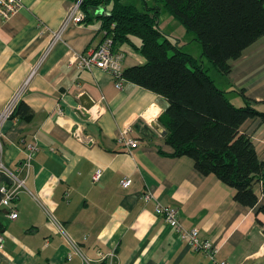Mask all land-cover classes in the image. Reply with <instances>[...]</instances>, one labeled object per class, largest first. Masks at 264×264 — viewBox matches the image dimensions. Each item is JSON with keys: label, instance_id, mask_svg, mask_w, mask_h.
<instances>
[{"label": "crops", "instance_id": "0c3cea01", "mask_svg": "<svg viewBox=\"0 0 264 264\" xmlns=\"http://www.w3.org/2000/svg\"><path fill=\"white\" fill-rule=\"evenodd\" d=\"M73 4L24 0L14 16L0 19V112L28 79L20 102L33 111L30 119L14 116L2 128L0 162L25 180V188L11 207L1 205L0 191V264H214L155 214V201L177 207L186 228H198L202 238L213 241L219 248L216 261L264 264V215L259 223L256 209L235 202V190L200 174L192 159L169 156L166 130L158 122L168 107L165 98L127 80L118 89L111 73L70 64L74 53L104 40L100 20L70 23L45 55ZM170 39L184 51L195 41ZM120 51L122 70L146 63L130 46ZM220 84L234 105L243 106L238 91L244 90L264 112V36L231 63ZM84 95L94 104L93 118L80 113ZM126 129L139 142L132 155L118 141ZM242 131L264 162L261 119L247 121ZM28 143L38 144L30 168L24 165ZM97 170L102 177L94 183ZM126 176L132 185L124 189L120 180ZM12 183L0 170V188ZM255 192L258 206L264 205L260 185ZM147 193L153 201L144 200ZM12 212L17 218L10 217Z\"/></svg>", "mask_w": 264, "mask_h": 264}, {"label": "trees", "instance_id": "16d2710c", "mask_svg": "<svg viewBox=\"0 0 264 264\" xmlns=\"http://www.w3.org/2000/svg\"><path fill=\"white\" fill-rule=\"evenodd\" d=\"M80 9L83 24L101 21L115 52L130 46L146 59L122 75L167 101L158 122L166 130L169 156L188 157L200 174L215 176L233 188L235 202L256 209L257 220L263 223L264 205L258 206L255 190L260 185L264 196V162L242 127L256 118L264 124V112L244 90L238 91L243 106L234 105L208 74L202 58L228 76L231 63L264 36V0H141L140 6L123 0H82ZM163 12L195 35L201 60L162 33ZM14 116L30 119L33 111L20 102Z\"/></svg>", "mask_w": 264, "mask_h": 264}, {"label": "built area", "instance_id": "2783aa9c", "mask_svg": "<svg viewBox=\"0 0 264 264\" xmlns=\"http://www.w3.org/2000/svg\"><path fill=\"white\" fill-rule=\"evenodd\" d=\"M82 0H77L69 9L67 16L59 30L52 33L51 42L45 52V55L54 47V45L62 40V33L64 29L70 24H83L85 20V14L81 11L80 5ZM24 4V0H0V19L8 20L14 16ZM124 52L119 51L115 52L113 50V40L106 36L104 40L95 48H91L85 52L74 53L70 64L75 65L81 70H92L95 68L101 69L103 71L111 73L116 81V87L118 89L122 88L123 82L126 80L122 75V63L124 60ZM36 70L31 72L30 78L35 74ZM29 83V79L15 92V94L8 100L5 104L3 110L0 112V144L2 136V128L8 120L12 119L17 107L21 101L23 93L26 90V87ZM91 118L94 117L96 111L87 110L86 111ZM98 112V111H97ZM76 136L83 140L82 137L76 132ZM88 141H92L91 139ZM87 141V142H88ZM118 141L124 144L128 149L129 154H133L134 149L139 145V142L130 136V129L123 130L119 137ZM38 151V144L28 143L26 145V158L24 165L27 168H30L31 161ZM0 170L6 172L12 180V185L7 187L2 185L0 188L1 193L4 195L3 200L1 201L2 206L11 207L12 202L17 198V195L20 189L25 188V180L20 179L16 174L10 172L5 166L0 162ZM102 177V171L97 170L93 176L92 180L94 183L98 182ZM132 185V179L129 177H124L120 180V186L124 189L129 188ZM145 201H153L154 197L151 193L144 195ZM154 212L157 216H160L164 219L165 223L173 228L180 240L188 243L193 250L200 251L209 257L214 264H232L226 260L216 261L215 257L219 251V248L213 244V241L204 239L201 236V232L198 228H186L180 221V213L177 207L171 205H162L158 202H154ZM18 214L16 212L10 213L12 219L17 218ZM50 221L52 225L58 230L63 232V227L55 218L50 216ZM4 246V238L0 235V248ZM73 248L76 253H79V250L75 244L72 243ZM72 254H69V258Z\"/></svg>", "mask_w": 264, "mask_h": 264}, {"label": "rangeland", "instance_id": "374dc122", "mask_svg": "<svg viewBox=\"0 0 264 264\" xmlns=\"http://www.w3.org/2000/svg\"><path fill=\"white\" fill-rule=\"evenodd\" d=\"M123 2L126 4L139 5L141 0H123ZM160 29L162 33L166 35L167 37L169 38L174 37L177 40L178 39L181 40V38H183L185 42L187 41V43H189L191 39L195 38L194 34L192 33L187 34L185 32L184 27L166 12H163L161 14ZM185 51L190 53L193 56L198 55V57L200 56V54H202L201 45L197 41H192V40L189 44H187ZM201 58H199V60H201ZM202 60H203L205 67L208 69V74L213 79H215L216 84L218 86H221L220 84L221 79L224 78V75H222L211 63H209L207 59L202 58Z\"/></svg>", "mask_w": 264, "mask_h": 264}, {"label": "water", "instance_id": "95a60500", "mask_svg": "<svg viewBox=\"0 0 264 264\" xmlns=\"http://www.w3.org/2000/svg\"><path fill=\"white\" fill-rule=\"evenodd\" d=\"M82 99L85 100L87 103H83V110L80 113L82 114V117H84L85 119H88L90 117L86 111L90 110L94 104L87 95H84Z\"/></svg>", "mask_w": 264, "mask_h": 264}]
</instances>
